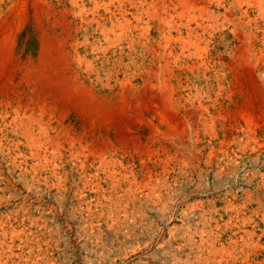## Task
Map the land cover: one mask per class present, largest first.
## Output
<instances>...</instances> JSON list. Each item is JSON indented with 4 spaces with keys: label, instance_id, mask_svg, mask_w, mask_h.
<instances>
[{
    "label": "rangeland",
    "instance_id": "1",
    "mask_svg": "<svg viewBox=\"0 0 264 264\" xmlns=\"http://www.w3.org/2000/svg\"><path fill=\"white\" fill-rule=\"evenodd\" d=\"M0 264H264V0H0Z\"/></svg>",
    "mask_w": 264,
    "mask_h": 264
}]
</instances>
